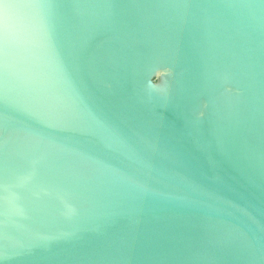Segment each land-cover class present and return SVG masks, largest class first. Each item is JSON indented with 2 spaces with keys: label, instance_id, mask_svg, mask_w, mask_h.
Returning <instances> with one entry per match:
<instances>
[{
  "label": "water",
  "instance_id": "1",
  "mask_svg": "<svg viewBox=\"0 0 264 264\" xmlns=\"http://www.w3.org/2000/svg\"><path fill=\"white\" fill-rule=\"evenodd\" d=\"M0 264H264V0H0Z\"/></svg>",
  "mask_w": 264,
  "mask_h": 264
},
{
  "label": "snow or ice",
  "instance_id": "2",
  "mask_svg": "<svg viewBox=\"0 0 264 264\" xmlns=\"http://www.w3.org/2000/svg\"><path fill=\"white\" fill-rule=\"evenodd\" d=\"M91 134L98 138L101 145L113 152L119 153L130 166L139 168L142 161L138 153L130 148L116 133L101 121H92Z\"/></svg>",
  "mask_w": 264,
  "mask_h": 264
}]
</instances>
